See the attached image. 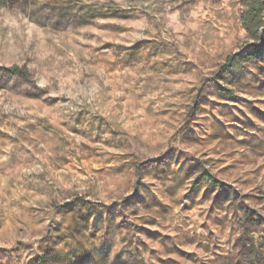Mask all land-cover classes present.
Instances as JSON below:
<instances>
[{
	"label": "rangeland",
	"instance_id": "rangeland-1",
	"mask_svg": "<svg viewBox=\"0 0 264 264\" xmlns=\"http://www.w3.org/2000/svg\"><path fill=\"white\" fill-rule=\"evenodd\" d=\"M250 1L0 5V264H264Z\"/></svg>",
	"mask_w": 264,
	"mask_h": 264
},
{
	"label": "trees",
	"instance_id": "trees-1",
	"mask_svg": "<svg viewBox=\"0 0 264 264\" xmlns=\"http://www.w3.org/2000/svg\"><path fill=\"white\" fill-rule=\"evenodd\" d=\"M18 1L20 0H0V5H5L8 3H15ZM263 11H264V1L263 0H251L250 1L248 5V9L242 14L243 24L245 28L247 29V31H251V28L253 26L261 23V21L263 20L262 18ZM262 54H263L262 46H258V47H253L250 51L244 53L240 57L245 59L246 61H250L252 59L262 56ZM236 58H237L236 56H231L228 60L229 63L227 65L231 67L232 64H230V62L236 61L237 60ZM8 72L20 73L22 75H25L24 70L18 67H10L8 69ZM222 90H224V92H229L227 89H222Z\"/></svg>",
	"mask_w": 264,
	"mask_h": 264
}]
</instances>
